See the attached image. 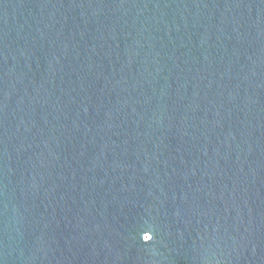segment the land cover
<instances>
[{"label":"water","instance_id":"95a60500","mask_svg":"<svg viewBox=\"0 0 264 264\" xmlns=\"http://www.w3.org/2000/svg\"><path fill=\"white\" fill-rule=\"evenodd\" d=\"M0 264H264V0H0Z\"/></svg>","mask_w":264,"mask_h":264}]
</instances>
